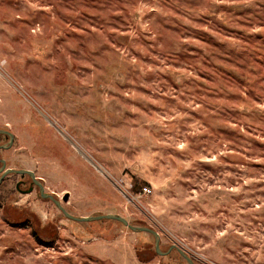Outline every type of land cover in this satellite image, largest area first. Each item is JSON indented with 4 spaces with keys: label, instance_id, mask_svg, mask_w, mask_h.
Wrapping results in <instances>:
<instances>
[{
    "label": "rangeland",
    "instance_id": "obj_1",
    "mask_svg": "<svg viewBox=\"0 0 264 264\" xmlns=\"http://www.w3.org/2000/svg\"><path fill=\"white\" fill-rule=\"evenodd\" d=\"M0 129L6 168L71 214L264 264V0H0ZM22 179L0 183V264H189Z\"/></svg>",
    "mask_w": 264,
    "mask_h": 264
},
{
    "label": "water",
    "instance_id": "obj_2",
    "mask_svg": "<svg viewBox=\"0 0 264 264\" xmlns=\"http://www.w3.org/2000/svg\"><path fill=\"white\" fill-rule=\"evenodd\" d=\"M0 134H5L9 137V141L7 143L0 144V149L9 148L13 143L14 134L7 129H0ZM0 163H1V165H0V183L3 181L5 176H7L8 174H11V173H17V174H21V175L27 174L30 176V178L32 179L34 184H36L39 187L40 196H42L44 198H50L51 200H53L54 203L58 206V208H60V210L69 218L76 220V221H91V220H101V219L118 220L134 231H146V232H150L151 234H153V236L155 238V249H156L157 253H159L161 255H166L171 251V249L176 248V249H178L179 253L187 260V262L189 264H194V260L189 255V253L186 250H184L183 248L177 246L176 244H172L168 248L167 251L161 250V248H160V234L158 231L154 230L153 228H151L149 226L133 225V224L129 223V221L125 217H123L122 215H119V214H115V213H106V214L89 215V216H76L74 214H71L70 212H68L66 210V208L63 206V204L61 203V201L59 199H56L53 196V194L45 192V186H44L43 182L36 176L34 171H32L30 169H25V168H19V169L12 168V167L6 168L5 160L1 159V158H0ZM30 190L31 189H28L26 192H30ZM68 198H69V193H66L63 196V201H67Z\"/></svg>",
    "mask_w": 264,
    "mask_h": 264
},
{
    "label": "flooded vegetation",
    "instance_id": "obj_3",
    "mask_svg": "<svg viewBox=\"0 0 264 264\" xmlns=\"http://www.w3.org/2000/svg\"><path fill=\"white\" fill-rule=\"evenodd\" d=\"M0 165H1V163H0ZM22 185H28L29 189H31L30 192H31L35 187H37V188H38V193L40 194V192H39V187H38L36 184H34V182L32 181V179H31V181L28 182V183L25 182V181L22 179L19 183L16 184V188H17L18 190H23V188L21 187Z\"/></svg>",
    "mask_w": 264,
    "mask_h": 264
},
{
    "label": "bare ground",
    "instance_id": "obj_4",
    "mask_svg": "<svg viewBox=\"0 0 264 264\" xmlns=\"http://www.w3.org/2000/svg\"><path fill=\"white\" fill-rule=\"evenodd\" d=\"M91 162L97 169H101L93 160H91ZM124 194H125V196H127L128 199L130 198V196L126 192H124Z\"/></svg>",
    "mask_w": 264,
    "mask_h": 264
},
{
    "label": "built area",
    "instance_id": "obj_5",
    "mask_svg": "<svg viewBox=\"0 0 264 264\" xmlns=\"http://www.w3.org/2000/svg\"><path fill=\"white\" fill-rule=\"evenodd\" d=\"M150 191H151V189L149 188V186H144L143 187V193H148Z\"/></svg>",
    "mask_w": 264,
    "mask_h": 264
},
{
    "label": "trees",
    "instance_id": "obj_6",
    "mask_svg": "<svg viewBox=\"0 0 264 264\" xmlns=\"http://www.w3.org/2000/svg\"><path fill=\"white\" fill-rule=\"evenodd\" d=\"M135 186H136V183L133 184V187H135ZM144 186H147V185H144ZM144 186H143V187H144ZM143 187H142V189H143ZM175 249H176V248H175ZM176 250L178 251V249H176ZM178 252H179V251H178ZM186 261H187V260H186Z\"/></svg>",
    "mask_w": 264,
    "mask_h": 264
}]
</instances>
